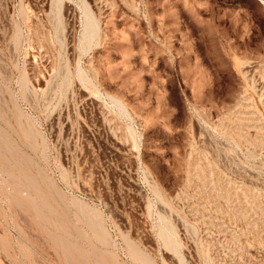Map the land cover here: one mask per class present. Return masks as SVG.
<instances>
[{"label": "rangeland", "instance_id": "1", "mask_svg": "<svg viewBox=\"0 0 264 264\" xmlns=\"http://www.w3.org/2000/svg\"><path fill=\"white\" fill-rule=\"evenodd\" d=\"M0 264H264V0H0Z\"/></svg>", "mask_w": 264, "mask_h": 264}]
</instances>
